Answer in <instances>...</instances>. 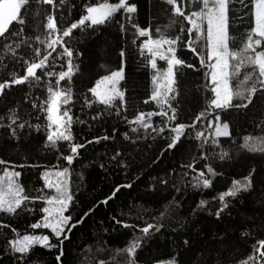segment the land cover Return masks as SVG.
<instances>
[{"label":"trees","instance_id":"1","mask_svg":"<svg viewBox=\"0 0 264 264\" xmlns=\"http://www.w3.org/2000/svg\"><path fill=\"white\" fill-rule=\"evenodd\" d=\"M100 2L106 0H65L64 4L56 0L58 8L55 16L60 33L71 23L78 22L82 15H86L85 5L94 6ZM107 2L114 3L117 0ZM128 2L137 6L136 13L130 14L133 17L131 23L127 18L129 14L121 10L105 25L89 28L86 22L84 30L77 28L70 37L64 38L74 51V70L76 65L79 66L72 76L71 84L65 80L60 85L61 88L72 89L73 102L69 106L74 119L71 128L74 139L71 143L86 145L79 149V156L71 166L61 156V153L70 154V143L59 141L56 148L47 147L44 131L48 124L45 119L47 113L41 112L39 107H32L34 101L39 106L41 101L47 100L49 78L43 77L39 82L30 78L24 84H12L0 94V124L4 125L0 127V159L24 165L17 169L21 172L19 181L25 193L33 196L38 194L33 190L43 187L41 175L44 171L57 165L59 168L69 167V188L74 194V201L65 214L70 213L74 223L90 208L109 197L117 186L132 185L130 188L122 187L107 205L99 203L95 211L72 230L70 238L63 243L64 254L60 262L56 259L59 247L48 250L37 246L25 264H98L101 259H105L107 264H128V258L122 250L137 238H142L141 247L135 255L137 264H172L173 259L177 264H239L253 254V245L258 246V241L264 240V151L259 150L264 148V91H258L247 108L214 110L213 115L221 113V123L227 122L231 133L228 137L217 138L219 147L211 144L215 123L211 129H206L207 119L212 117H206L196 125V129H188L174 149L167 147L170 135H173L167 130L158 133L140 128L136 133L131 132L132 127L138 126L129 125L125 117L132 120L141 111H160L155 102L144 103L156 87L153 78L157 75V70L152 69L149 63L151 53L147 49L141 51L143 42L149 38L175 39L177 35L183 36V40L174 45L175 55L185 65L177 66L176 84L173 85L175 92L171 94L175 99H170L176 108V119L168 122L169 127L192 124L201 112L210 111L209 104L214 93L208 79L209 68L200 66L198 53H203L204 57L205 46L203 40H196V37L201 33L193 29L192 39L196 41L191 45L196 49L193 52L186 44L187 30L192 25L184 17L175 14L174 6L167 5L166 0ZM176 6L185 15L199 10V5L189 0H177ZM230 8L229 50L232 51L242 48L246 42V29H250L253 22L251 15L240 19L242 13L249 10L239 4L235 7L230 5ZM53 11L51 5L37 3V0H31L22 9L21 15L26 20L23 35L27 42L16 49L15 57L4 49L8 41L0 38V83L10 84L14 76L24 75L25 60L38 61L51 51L47 48L48 33L44 25L47 22L46 16ZM121 24L124 25L123 30ZM132 24L138 25L140 30L150 29V35L139 37ZM21 27L13 22L6 35L19 31ZM181 28L185 30L183 33ZM157 29L160 31L157 32ZM37 36L45 43L37 41ZM11 39L19 42L16 37ZM36 48L41 51L40 57L35 56ZM61 51L62 48L56 46V53L49 58V63ZM121 52L124 53L123 57ZM156 60L162 73L167 62L159 58ZM230 63L234 64L235 61L230 59ZM187 64L195 65L196 69L187 67ZM121 68L125 78L120 81V89L125 92V98L119 114L117 108L106 109L98 102L87 107L85 100L95 99L88 91L93 84L100 77ZM251 71V68H244L237 79L230 80L233 92H244L243 98L234 96L233 105L247 103L245 89L251 86L252 81L247 85H240L239 81L245 73ZM37 75H42L41 70H37ZM162 79L161 76L157 83ZM255 79L254 76L253 81ZM51 83L55 86V77L51 78ZM115 104L119 107L121 101L117 99ZM164 107L167 109L166 105ZM12 111L20 117L18 123L27 122L25 129H17L15 138L7 127ZM168 111L171 115V111ZM98 113H101V118L93 120L92 117ZM77 117L84 123L75 122ZM165 119L154 116L152 124L156 128L163 127ZM29 124H39L41 130L30 128L27 126ZM201 129H206L207 144L204 143V137L195 138L194 132ZM125 132L129 133L128 139L123 135ZM103 136L111 138L101 140L100 143H87ZM246 136L254 139L243 146ZM117 151L121 155L113 160ZM222 152L228 153L224 159L220 158ZM188 165L204 171L206 177L212 179V187L199 190L192 187L195 173ZM206 165L215 170V177L207 173ZM253 169L255 172L251 191L241 193L234 200L229 198L231 206L220 219L211 215L210 211L214 212L219 207V201L213 200V197L231 187L233 180H243ZM165 180L167 183H162ZM201 200L209 201L205 210L197 208ZM44 206L43 202L37 201L34 205H27L35 209L33 212L0 214V219L17 229L20 235L31 233L34 230L29 225L41 218L43 213L39 209ZM162 212L164 215L161 217ZM113 217L122 221V224H117ZM150 223L163 227L159 232L153 229L150 236L144 237L139 229ZM123 224L132 227H124ZM10 238H14L10 228L0 227V264H14V257L18 255L7 250L6 241ZM185 240L189 241L188 245L184 244ZM51 242L59 244L55 238Z\"/></svg>","mask_w":264,"mask_h":264},{"label":"snow or ice","instance_id":"2","mask_svg":"<svg viewBox=\"0 0 264 264\" xmlns=\"http://www.w3.org/2000/svg\"><path fill=\"white\" fill-rule=\"evenodd\" d=\"M31 0H0V38L8 41L4 44V49L10 52L13 57L16 55V49L20 48L21 44L27 42V38L23 35L26 20L24 16L21 15L22 9L28 5ZM190 3L200 5L199 10H193L190 14L185 15V12L177 5V0H166L167 5L174 6V12L176 15L184 17L191 25L192 28L187 30L188 40L186 42L189 50L195 52L196 49L191 47L196 41L192 39V32L195 29L196 32L201 33L196 37V40L206 39L207 46L210 48L208 52L207 59L211 61L216 60L215 64H206L203 53H198L200 56V66L210 68L212 71L211 83L214 87L211 88L212 93H214V99L210 101L208 112H201L192 124H175V126L169 127L168 122H174L176 119V108L173 107L170 99L174 100L175 96L171 94L175 92L173 87L176 84V70L177 66H184L185 62L177 58L175 55L176 48L171 47V45H176L178 42L183 40V36L177 35L175 39H165L163 37L157 38L155 40L149 38L144 41L141 46V51L147 49L151 53L152 58L149 63L151 68L157 70V75L153 78V84L156 85L151 96L144 101L145 104L150 102H155V104L160 108V111H149V112H139L134 119L127 120L129 125H137L138 127H132L131 132L136 133L142 128L144 131L151 129L153 132L164 133L166 130L173 135H170V143H168V149H174L181 142V138L185 136L188 129H196L198 123H202L206 117H212L207 119L206 129H211L213 127V122L215 121V130L212 135L211 144L215 147H219V137H228L231 135L229 132V124L227 122L221 123V113L216 112L213 115L215 109L226 110L229 108H247L249 104L252 103L254 95L258 91H264V0H189ZM37 3H42L43 5H51L53 7V12L46 16V24L44 25L45 30L48 33L47 48L51 49L38 61L34 60L29 62L24 61L26 68L24 70V75L14 76L11 83L8 82L0 83V94H3L5 88L10 87L12 84H24L28 82L30 78L39 82L43 77L49 78V83L47 87L48 98L47 100L41 101L39 106L34 101L32 104L33 108L39 107L41 112H46L47 115L45 119L48 124L44 131L46 132V146L56 148L57 142L68 141L70 143V154L63 155L62 158L71 166L74 160L79 156V149L84 148L85 144L71 143L74 139L71 128L74 123L72 109L69 105L73 102L72 89L70 87L61 88V82L67 80L71 84L72 76L75 74V70H78L79 66L73 65L74 51L71 47L67 45L64 38L70 37L73 30L80 28L84 30V26L87 22V27L92 28L93 26H102L106 23L112 21L114 14L123 10L124 14H129L127 16L129 23L132 22L133 17L130 14L136 13L137 6L135 4H130L128 0H117V2H100L97 5L90 6L85 5L86 15H82L78 22H73L71 25L60 33L57 27V21L55 16V10L58 8L56 0H37ZM65 0H60V4H64ZM239 4L243 9H247L242 13L240 19L243 20L246 16H252L253 26L250 29H246V42L242 44V48L238 50H229V12L231 11L230 5L235 7ZM195 18V19H193ZM199 21V22H197ZM13 22H17L22 27L19 31H12L9 33L10 26ZM206 22V37L203 36L202 25ZM132 27L137 29V34L139 37H146L150 35L149 30H140L138 25L132 24ZM124 25L121 24V29L123 30ZM157 32L160 30L157 29ZM181 33L185 30L181 28ZM55 38L53 37V34ZM11 37L18 38L19 42L11 39ZM36 40L40 43H45L41 40L40 36L36 37ZM135 43V41H133ZM170 45L167 49L171 56L166 55L164 52L159 51L160 47L163 45ZM15 45V47H13ZM155 45L156 48L152 46ZM56 46H60L62 51L57 53L53 58L52 62L49 63V58L53 57V53H56ZM31 47V45H29ZM257 49H261L257 51ZM124 53L121 52L123 57ZM159 55L160 60H165L167 62V68L161 71L157 67L156 56ZM35 56L40 57L41 51L39 48L35 49ZM235 61L234 64L230 63ZM63 61V63H58ZM66 65V70H65ZM189 68L196 69L193 64L186 65ZM57 68L60 70L57 71ZM251 68V72L244 74L243 79L239 81L240 85H247L249 81H252L250 87L246 88L247 92V103L233 105L232 101L234 96L244 97V92L235 91L233 92L230 80L237 79L242 69ZM44 69H49L44 71ZM37 70H41L42 75H37ZM207 75V73H206ZM162 76L165 81L164 84L157 83L158 79ZM256 79L253 81V77ZM55 77V86L51 83V78ZM124 70L121 68L118 71H112L110 75H105L98 81L94 87L90 88L88 91L95 98L94 100L86 99L85 105L91 107L94 102H98L104 105L106 109L117 108V114L121 108L124 107L125 92L119 87L120 81L124 80ZM259 85V88L257 87ZM119 99L121 105L117 107L115 101ZM46 105V107H45ZM167 106V109L164 106ZM171 115H169V111ZM154 116H161L166 118L164 120V126L156 128L152 124V118ZM101 118V113L92 117L93 120ZM2 119V118H0ZM10 123L7 127L10 129L12 137L17 136V129L23 130L26 127L27 122H19L20 117L12 111L11 115L8 117ZM75 122L84 123L78 117ZM4 125L0 124V127ZM28 127H35L37 131L41 130V126L37 125H27ZM54 129V130H53ZM196 130L194 132L195 138L199 139L204 137V143H209L208 138L205 136V130ZM124 137L129 138V133L125 132ZM111 137L103 136L96 137L87 143H100L101 140H108ZM254 139L251 136L244 137L245 145L249 140ZM135 141L133 140V143ZM203 147V145H201ZM255 150V149H252ZM264 151V148L259 149ZM121 153L117 151L112 159L116 160ZM228 156L227 152H222L220 155L221 159ZM0 214L7 215H18L19 211L33 212L34 208H28V204H35L37 201L43 202L44 207L40 208L39 211L43 213L41 218L35 223L29 225V228L36 229H47L51 233V236L44 233H28L20 235L17 229L13 228L9 224L3 223L0 219V227L10 228L12 233H14V238L7 239L6 246L7 250L12 253L18 254L14 257V264L18 261L19 264H25L28 256L34 250L35 247L39 246L48 250L59 247V254L56 259L58 262L61 261L63 256V243L65 240L70 238V234L74 228L82 224L84 220L95 211L99 203L108 204V201L114 199L116 194L120 191L122 187H131V184L119 185L117 186L111 195L105 200L100 201L93 208H90L84 213L80 219L72 222L73 217L69 213L70 206L74 201V194L71 193L70 185V168L64 167L60 169L59 166H55L53 169H48L42 173L41 179L44 181L43 187L34 189L37 195L33 196L25 193L23 185L19 183V178L21 177V172L17 171V168H22L24 165H15L0 159ZM103 167V165H101ZM189 168L195 173L193 180L195 183L192 187L196 189H208L212 187V179L207 178L205 172L196 170L193 165H188ZM207 173L215 177L217 173L210 166H205ZM255 169L251 170L249 175L245 176L243 180H233L231 187L226 191L220 192L217 196L213 197V200L219 201V207L216 208L214 212L210 211L211 215H214L216 219H220L224 213L231 206V199H236L241 193L250 192L253 186V174ZM187 175V173H185ZM7 181L6 185L4 181ZM162 183H167V181H162ZM177 191L179 189L177 188ZM6 193V195L4 194ZM209 201L201 200L197 208L200 210H205ZM164 213H161V217ZM115 220V217H113ZM117 224H122V221L115 220ZM124 227H132L128 224H123ZM163 225L157 224H147L145 227L139 229L144 237L150 236L152 230L159 232ZM242 235H247V233H242ZM52 238L59 241V244L52 243ZM142 238H137V240L132 241L131 244L123 249V253L126 254L128 258V264H137L135 260V255L137 250L141 247ZM189 241L185 240L184 244L188 245ZM254 252L250 254L245 259L241 260L239 264H264V240L258 241V246L253 245ZM98 264H107L105 259L98 261ZM172 264H177L173 259Z\"/></svg>","mask_w":264,"mask_h":264},{"label":"rangeland","instance_id":"3","mask_svg":"<svg viewBox=\"0 0 264 264\" xmlns=\"http://www.w3.org/2000/svg\"><path fill=\"white\" fill-rule=\"evenodd\" d=\"M206 28H207V24H206V22H204V24L202 25L203 36H204V37H206ZM153 40H155V39H153ZM202 40H203V42H204V46H205L204 59H205L206 63H208V64H215V63H216V60H215V59H212L211 61H209V60L207 59V55H208V52L210 51V48L207 46V43H208L207 40H206V39H202ZM169 46H170V45L165 44V45H163L162 47H160L159 51H162V52H164L166 55L171 56L172 54L167 52V49H168ZM152 47H153V48H156L155 45H153ZM171 47H174V45H171ZM151 58H152V55H151ZM156 58H159V55H157ZM166 68H167V67H166ZM118 70H120V69H117V70H115V71H118ZM211 71H212V70L209 68V70H208V79H209L210 82H211V75H210ZM110 74H111V73H110ZM110 74H108V75H110ZM101 78H102V77H100L99 79H101ZM99 79H98V80H99ZM98 80H97V81H98ZM159 83H160V84H164L165 81L162 79ZM95 84H96V82L93 84L92 87H94ZM119 87H120V84H119ZM212 87H214V85H212ZM214 98H215V97L213 96V99H214ZM214 123H215V121H214ZM53 130H54V129H53ZM3 167H4L3 165H0V168H3ZM60 169H63V168H60ZM16 170L19 171L18 169H16ZM44 172H45V171H44ZM0 175H2V172H0ZM4 183H5V185H6L7 181L5 180ZM19 183H20V181H19ZM4 194L6 195V193H4ZM65 215H66V214H65ZM33 232H35V233H44V234H48V235L51 236V233H50L49 230H47V229H36V230H34ZM33 232H31V233H33ZM25 234H28V233H25Z\"/></svg>","mask_w":264,"mask_h":264}]
</instances>
